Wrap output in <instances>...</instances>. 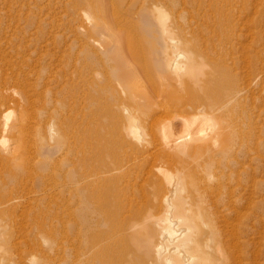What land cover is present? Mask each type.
Returning <instances> with one entry per match:
<instances>
[{
	"label": "bare ground",
	"instance_id": "obj_1",
	"mask_svg": "<svg viewBox=\"0 0 264 264\" xmlns=\"http://www.w3.org/2000/svg\"><path fill=\"white\" fill-rule=\"evenodd\" d=\"M175 1L167 0L170 4H174ZM186 1L195 3L198 5V9L202 4H205L209 10H213V14L211 13L209 17L213 29H210L209 32L214 34L216 39L213 40L214 42L211 40L208 44L209 47L203 45V48L197 44L193 46L192 43L185 41L183 43L185 50L180 51L176 46L178 41L168 34L167 38L174 49L168 46L169 52H167V48L164 46V39L166 38L163 35L158 40V44L163 45L162 48L158 50L159 53L154 52L153 54L152 66L154 69L152 71L155 73L153 72L152 77L155 76L159 81L161 78L164 79V75L165 77L168 75V77H173V73L175 76L180 67L181 59L192 63L203 62L208 64V70L197 69L196 72L188 73L181 80V84H199L197 87L201 91H196L195 96L191 95L194 98L192 99L193 102L178 94L174 95L176 96L174 98H172L173 96L171 98L165 97L166 99L159 98L152 93L149 95L148 93L140 94L138 101L133 103V107L124 106L122 114L109 115L111 116L109 120L103 118L105 124L101 121L102 117L99 121L97 119L99 116L95 118L93 114L94 116H90L89 121L86 122L85 131L75 130L72 135L67 133L72 136L70 175L68 176L69 172H67L69 178L66 177L68 178L67 192L70 196L73 225H71L73 230L72 264H264V259L258 258V255L264 254V249L260 245L262 241H259V244L257 242L255 246L254 242L244 237L249 227L241 226L239 221L237 226L234 223L235 218H242L246 214L242 212H245L247 207H251L250 209L257 213L254 226L261 222L260 215L264 211V196L262 195L264 177L260 175L262 178L260 179L259 176H256L257 172L261 171L264 161V144L259 141L258 134H254L256 126L253 122L255 119L250 118L249 112H247L248 105L245 104L248 101L246 100L247 96L251 93L250 89L253 88L251 85L254 80L256 82L254 84H260L264 87V60H260L257 56L256 58H259L258 63L251 61L253 58L250 60L248 57L250 55L244 54L245 48L239 43L240 34L235 31V25L240 23L243 15L249 18V13H243L246 12L243 11V4L250 6L251 1L255 2L256 0H185L183 4ZM235 2L239 7L236 6L235 8ZM262 2L264 3V0H261ZM113 9L112 21L119 22L120 13L115 10L117 8ZM253 9L254 13L259 10H256L257 7H253ZM256 15L254 16L256 17ZM253 19L255 18L253 17L252 21ZM103 20L101 19L99 20L100 23L95 24V28H99L100 33L109 29L108 23H106L107 19ZM139 23L140 29L147 33L151 25L148 26L149 24L145 19L140 20ZM177 29L183 31L180 26H177ZM156 30L169 32L171 27H160ZM260 33L255 35L258 37ZM118 40L120 41L119 38ZM151 40L148 42L149 45H152L150 48H153L154 43ZM197 40L196 43L200 42ZM165 45L167 44L165 43ZM8 62L9 59L6 63ZM182 64L184 67V63ZM177 75L176 77H178ZM176 77L172 78V80L174 79V91H176L175 86L177 85L174 81L179 79ZM169 79L171 80L168 78L166 81ZM16 82L19 83L18 80ZM13 85L12 87H16ZM4 89L2 90L6 91ZM18 89L21 93L20 96L17 92L12 95L13 97L18 96L17 99L20 100L27 91L25 92L24 89L22 94L20 92L22 88L20 90L18 87ZM9 90L8 87L7 95L5 94L4 98L0 97V131H8L11 132L10 134H14L16 124L14 123L8 128L7 117L9 116H6L5 113L6 110L8 112V109L3 110L7 105H10L11 101L14 99L16 101V97L13 99L11 95L13 90L10 93ZM164 92L166 91L164 90ZM167 92L165 93L166 96L169 95ZM25 99L28 101L26 96ZM170 100L177 101L171 103ZM8 101L10 102L8 103ZM19 103L17 104L19 105ZM21 108H19L20 111L23 109ZM19 110L17 111L20 112ZM9 112L11 111L9 110ZM17 117L18 121L21 116ZM12 118H16L15 113ZM98 121L102 123L100 129L98 126L101 123ZM18 122H16L17 125ZM20 123L22 124V121ZM140 127L147 129V137L144 139L142 138L143 134L140 133ZM261 128L264 130L263 127ZM259 130V132L262 131ZM21 133L23 134V132ZM1 136H7L10 141L8 135ZM80 138L84 142L81 140L83 144L78 146ZM45 140L48 142L47 138ZM16 142H20V140ZM64 142L66 141L64 140ZM7 143L9 142L7 141ZM4 144L5 141H3V146H5ZM15 144L14 146H12L13 144L10 146L6 144L5 147H0L2 148L0 150V164L2 166L3 164L9 165L10 168H6L5 172L2 169L6 176L11 180L18 178L20 180L21 173H19L20 170L17 171L18 165L13 163L16 160L22 161L21 158H24V154L18 153V147ZM22 145L24 146V144ZM63 145L65 146V144ZM0 146L2 145L0 144ZM53 146L56 147L57 145ZM38 152L40 153V151ZM54 153L52 151V154ZM45 161L48 163L47 160ZM55 163L53 162V164ZM10 165L14 167L11 168ZM41 168L39 169L41 170ZM50 170L52 169H49V172ZM52 171L51 174H53ZM35 172L36 170H34ZM38 174H35L36 177ZM255 177H258L259 180L258 178V181L255 180ZM228 181L231 185L235 183L237 186L234 188L235 185H229ZM32 182L35 183V181ZM6 183L3 173L0 172V193L4 190ZM22 183V180L18 181L23 191L25 188ZM37 184L36 182L32 185L34 188L29 187L28 190H25L27 196L22 198L23 206L25 204L31 206L33 203V206L37 207L41 200L46 198L45 191L39 195ZM62 191L64 192L63 189L55 191L58 192L57 197L59 198L57 199L61 198ZM0 195L3 196V194ZM9 201L6 198L0 201V204L4 202V206L2 205L3 212L11 206ZM11 204L14 205L13 202ZM219 207L222 210L218 211ZM6 212L9 215L8 211ZM231 215L234 216V219L229 221L226 216ZM1 221L4 220L1 219ZM8 227L6 229L7 231L10 229L8 233L3 232L0 238V264H26L25 259H23L24 251L22 248L27 247L29 252H35L37 248L33 241L27 239L26 226L20 227V232H16V227L9 229ZM33 231L36 237L38 231L36 226H34ZM15 239L18 240L15 241Z\"/></svg>",
	"mask_w": 264,
	"mask_h": 264
},
{
	"label": "rangeland",
	"instance_id": "obj_2",
	"mask_svg": "<svg viewBox=\"0 0 264 264\" xmlns=\"http://www.w3.org/2000/svg\"><path fill=\"white\" fill-rule=\"evenodd\" d=\"M90 1L92 0H0V51H3L0 53V97L4 98V95H7L6 91H8V87L10 88L9 93L11 90L14 91H12L11 95L13 93L15 95V92L19 93L18 87L20 90L22 88V91H20L22 94L24 91H27L21 96L22 98H20V100L17 99V97L20 96L21 93H19L17 97H13L12 95L13 99L16 97V101L15 99V102L11 101L13 99L10 100L11 102L8 101V103L10 102V105L8 106L5 104L7 105L5 109L3 108L4 105L2 106L3 110L8 109V112L7 110L5 111L6 116H9L7 117L8 128L15 123L16 131L18 132L15 131L14 134H10L11 132L8 131H0V139L4 138V140L0 141V144L2 145L0 147L3 148L6 144L9 146L10 144H13L12 146H14V143H16L15 146L18 147V153H21L22 155L24 154V158H21L22 161L16 160L13 164L16 165L17 163L18 165L17 171L19 172L20 170V180L23 181L22 185L25 189L23 188L24 190L22 191V188H20L21 184H18V181H20L19 178L17 180L12 179V181L5 175L4 172L6 171V168H10L9 165L3 164L2 166V164H0V172L3 173L4 179L7 182L3 188L4 190L2 189L3 191L0 194H3L4 198L10 200L9 204L11 205L8 210L5 209L3 212L4 202L0 204V238L2 237L1 234L3 232L8 233L10 230L9 228L16 227V232H20V227L26 226L25 229L28 234L27 239L33 241L37 248L35 252H29L27 247L22 248L24 251L23 259H25L26 264H72L71 244L73 242V225L67 183L71 168L70 156L72 158L71 135L75 130H80L81 132L85 131L84 127L87 124L86 122L89 121L90 116L94 115L95 118L98 116L100 117L97 118L99 121L102 117L101 121L105 124L103 118L109 120L112 114H122L121 112L124 106L130 105L133 107V103L136 102L140 94L148 93L149 95L152 93L163 99H166L165 97L171 98V96L174 98L176 97L174 95L178 94L182 96V98H186L193 102L192 99L194 98L191 97V95L195 96L194 93H196V91H201L200 88L197 87L199 84H181V80L185 78L188 73L196 72L197 69H209V66L206 63H192L185 59H181L180 67L178 68L177 73H175V76L172 73L173 77H176V74H178V77L176 78H179L174 81L177 83V87L175 86L176 91L173 90V77H168L169 75L165 77L164 75V79L161 78L159 81L155 76L152 77L155 73L152 71L154 69V66H152L153 54L154 52L159 53L158 50L162 48L163 45L160 46L158 40H160L163 35H165L166 38L164 39V42L167 45L164 43V46H166L167 52H169L168 46L172 47L167 38L168 34L178 41L176 46L180 51L185 50L183 47L185 41L190 42V44L192 43L193 46L194 44H197V46L203 48V45L209 47L208 44L211 40L213 41L216 39V37H214L215 35L209 32L210 29H213L211 25L212 22L209 18L211 13L213 14V10H209L205 4H202L203 7L201 5L198 9V5L195 3L193 4V2L190 3L186 1L188 4L184 3V5L183 2L185 0H174V4L168 3L167 0H93L92 3H90ZM260 3L261 0H256L255 2L251 1V4L249 3L250 6L248 4H243V11H246L243 13H249V18L246 17V15H243V19L241 18L240 23L235 25V31L240 34V46L243 45L245 48L244 54L250 55L248 56L249 59L251 60V58H253L251 61H256V63H258L259 58L260 60H264V39H262L264 38V3ZM261 5H263L262 8H260ZM236 6L239 7L237 2H235V8ZM253 7H257L256 10L259 9L258 12L254 13ZM113 8H117L115 10H118V13H120L119 22L112 21ZM254 15H256V17ZM252 16L255 18L253 21ZM101 19H104L103 21L107 19L106 23H108L109 26V29L104 31V33H100V29L95 28V24L100 23L99 20ZM142 19H145L149 24H147L148 26L151 25L148 32H145L146 34L140 29L139 22ZM243 23L248 24L245 26ZM241 24L243 25L241 26ZM256 24L257 27H255ZM166 26L171 27L169 32H166L165 30H159L158 32L156 30V28L158 29ZM177 26H180L183 31L177 29ZM258 33H260V37L258 35L259 38L256 36ZM118 38L120 41L122 40L121 42L123 45ZM196 39L200 42L196 43ZM254 39L259 40L256 41ZM148 40H151L154 43L153 48H150L152 45H149L150 43ZM146 41L147 43H145ZM255 52H257V54H255ZM128 53L129 55H127ZM257 56L259 57L258 59L256 58ZM7 58L9 59L8 63H6L8 61ZM182 63H184V67L182 66ZM6 77L8 81L6 80ZM152 78L154 79L152 80ZM168 78H171V80L169 79L166 81ZM17 80L19 83L16 82ZM254 83H256L255 80L251 85L253 88L250 89L251 93L247 96L246 100L248 101L245 102V104L247 103L248 105L247 112H249L250 118L253 117L257 123L255 124V122H253V118L252 122L256 128L258 126L260 127H258V130L256 128V130L254 129V134H258L259 141L264 144V137H262L264 134H261L262 132L264 133V130L261 128H264V87L260 84L256 85ZM12 85L17 88L12 87ZM1 88L7 89H4L6 91H3ZM164 90L166 92L169 90L167 94H169L170 97L169 95L166 96ZM25 96L28 101L25 99ZM18 101L22 102L19 103ZM170 101L171 103H174L177 100ZM16 102L19 103V105ZM14 105L17 107L20 106L19 108L23 106V109L21 108L22 112ZM9 110L11 112H9ZM14 113L16 118L13 119L12 117H14ZM101 114L106 115L102 116ZM135 115L137 117V113ZM17 116H21L20 118H22V120H19V118L18 122ZM20 121H22V124ZM16 122H18V125ZM19 125L20 127H18ZM102 129L104 130V127H102ZM140 129L141 135L143 134L142 138H146L147 129H142L141 127ZM259 129L262 131L259 132ZM21 132H23L24 135ZM42 134L48 136L45 137ZM1 135H8L10 141L7 139V136L2 137ZM20 136L22 140L20 139ZM46 138L48 139V142H45ZM16 139L18 141L20 140L21 143L23 142L22 144H24V146L20 142H16ZM125 139H127L126 136ZM64 140L66 142H64ZM81 140L82 138H80V141ZM3 141H5V146H3ZM7 141L9 143H7ZM80 141L78 146L82 145L84 142V140H82L83 142L81 141V143ZM43 142L45 143L42 144ZM60 142L61 144H59ZM18 143L19 145H17ZM63 144H65V146ZM53 145L57 146L54 147ZM2 148H0V150ZM38 151H40V153ZM52 151L53 153H56L52 154ZM45 160H47L48 163H46ZM43 162L45 165L42 164ZM53 162L55 164H53ZM46 165L48 166L45 167ZM10 166L11 168L14 167L12 165ZM41 167L45 168L43 169ZM261 167V171L256 174L260 179H262L261 177H264V161ZM39 168H41V170ZM33 169L39 173L38 177H36L37 175L35 174L37 173H34ZM49 169H52L53 171L50 170L49 172ZM51 171L53 174H51ZM67 172H69L68 176ZM30 174L33 175L31 176ZM48 174L51 175L49 176ZM33 178L36 179L33 180ZM42 178L45 179L43 180ZM257 178L258 177H255V180H257ZM9 179L12 182H9ZM62 179L63 181L61 182ZM45 180L48 182L46 183ZM32 181H35L34 184H36V182L38 183L37 186H39V189L37 190H39V195H42L45 191L44 194L46 193V198L41 200L40 205L37 207H34L33 203H31V206L25 204L24 206L26 207H24L22 205L24 204L22 198L27 196V191L25 190H28L29 187H31V189L34 188L32 187V185H34ZM29 182L31 183L29 184ZM39 182H41L40 185ZM45 183L48 189L45 187ZM229 185H231L230 182ZM232 185H235V183ZM236 186L237 185L233 187L235 188ZM40 189L42 190L40 191ZM57 189L64 190V192H61L60 199H57L59 198L57 197L58 192H55ZM6 195L7 197H5ZM262 195L264 196V188ZM3 196L0 195L1 200L4 199ZM49 198H52V200H49ZM12 202L14 204L13 206L11 204ZM247 208L246 210L243 208L245 212L241 210L243 211L242 213H246V216L244 215L242 218H239L240 220L235 218L236 222L234 221V223H236V226L239 225V222L241 226H248L249 230L247 229V234L244 237L247 240L254 242L255 246L257 242L259 244V241H262L260 245L264 249V211L263 214L260 215L261 222L256 223V225L253 226L256 221L254 219H256L257 213L250 209L251 207L248 208V210ZM218 209V211L222 210L221 207ZM6 211H8L9 215H7ZM4 213L5 215H3ZM233 217V215L226 216L229 221H232V219H234ZM1 219L4 221H1ZM34 226L38 229L36 237L34 236L33 231ZM7 227L9 229L8 231L6 230ZM259 229L261 230V233H259ZM256 232L258 233L254 234ZM16 240L18 239H15V241ZM258 258L264 259V254L258 255Z\"/></svg>",
	"mask_w": 264,
	"mask_h": 264
}]
</instances>
